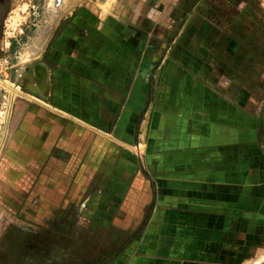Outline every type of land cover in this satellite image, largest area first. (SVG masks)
Instances as JSON below:
<instances>
[{"label": "crops", "instance_id": "obj_1", "mask_svg": "<svg viewBox=\"0 0 264 264\" xmlns=\"http://www.w3.org/2000/svg\"><path fill=\"white\" fill-rule=\"evenodd\" d=\"M98 14L78 8L49 39L18 44L19 98L0 147V264H41L42 231L74 222L80 239L116 242L107 264H251L264 249V196L237 180L227 86H206L173 57L155 73L159 92L136 104L137 86L153 84L151 46L136 70L145 27L120 20L109 32L114 20ZM140 142L143 159L131 152Z\"/></svg>", "mask_w": 264, "mask_h": 264}, {"label": "rangeland", "instance_id": "obj_2", "mask_svg": "<svg viewBox=\"0 0 264 264\" xmlns=\"http://www.w3.org/2000/svg\"><path fill=\"white\" fill-rule=\"evenodd\" d=\"M105 4L106 0H0V79L16 89L13 67L17 61L18 44L38 36L49 39L50 31L63 27L66 18L78 8H88L94 16L99 13L106 22L105 26L107 18L114 20L107 28L109 32L117 27L120 20L138 29L145 27L147 35L141 38V33L137 37L136 70L144 62L145 46H151L153 84L151 86L149 80L137 86L135 103L143 106L146 100L141 95L146 91L150 96L147 90L150 91L151 87L153 94L159 92L161 82L156 80L155 73L160 74L161 65L173 57L178 58L182 68L206 78V86L218 88L221 94L227 86L226 99L232 103V114L227 113V122L232 121L233 167L244 170L243 176L237 180L248 187L250 197L262 198L264 0H117L111 7H102ZM97 26L96 21L89 28L97 31ZM175 39L180 41L181 48H176ZM185 47H188L186 51ZM2 87L0 85V147L5 135L4 120L10 94ZM13 97L14 100L19 98L16 94ZM142 115L144 113L139 116ZM241 118L248 120L247 127L240 126ZM217 120L224 121V118L217 114ZM237 130L241 133L237 134ZM147 148L145 143L140 142L131 147V152L143 159ZM237 153L241 155L236 156ZM257 191L261 195L258 196ZM80 228L75 222L72 225L58 224L56 233L53 229L49 234L46 227L42 231L45 237L40 240L41 264L109 263L114 256L116 242L101 239L100 232L99 238L90 234L88 240L80 239ZM70 229L74 238L72 241H69ZM253 254L249 258L253 259L251 264H264V249Z\"/></svg>", "mask_w": 264, "mask_h": 264}, {"label": "water", "instance_id": "obj_3", "mask_svg": "<svg viewBox=\"0 0 264 264\" xmlns=\"http://www.w3.org/2000/svg\"><path fill=\"white\" fill-rule=\"evenodd\" d=\"M0 84H2V85L4 84V81H2L1 79H0ZM3 86H5V88H8L10 91L9 99H8V105H7L6 118H5V126H4V131H3V135H4L6 124L8 121L9 111H10L11 104H12L13 95H14V93H17V91H15L14 89H12L10 86H8L6 84H4Z\"/></svg>", "mask_w": 264, "mask_h": 264}, {"label": "clouds", "instance_id": "obj_4", "mask_svg": "<svg viewBox=\"0 0 264 264\" xmlns=\"http://www.w3.org/2000/svg\"><path fill=\"white\" fill-rule=\"evenodd\" d=\"M117 0H106V4L102 7L108 8L111 7L112 5H115Z\"/></svg>", "mask_w": 264, "mask_h": 264}, {"label": "trees", "instance_id": "obj_5", "mask_svg": "<svg viewBox=\"0 0 264 264\" xmlns=\"http://www.w3.org/2000/svg\"><path fill=\"white\" fill-rule=\"evenodd\" d=\"M1 33H2V20L0 19V38H1ZM261 118L264 121V114L262 112H261Z\"/></svg>", "mask_w": 264, "mask_h": 264}, {"label": "bare ground", "instance_id": "obj_6", "mask_svg": "<svg viewBox=\"0 0 264 264\" xmlns=\"http://www.w3.org/2000/svg\"><path fill=\"white\" fill-rule=\"evenodd\" d=\"M4 84H6V85L10 86L12 89H14L11 85H9L8 83H6L5 81H4ZM4 84H3V85H4ZM0 85H2V84H0ZM3 85H2V86H3ZM3 87H5V86H3ZM3 87H2V88H3ZM6 89H8V88H6ZM6 89H5V90H6ZM8 90H9V89H8ZM14 90H15V89H14ZM6 91H7V90H6ZM15 91H17V90H15ZM9 92H10V91H9ZM7 93H8V91H7ZM17 93H18V92H17ZM14 94H16V93H14ZM8 95H9V94H8ZM13 96H14V95H13ZM8 98H9V97H8ZM5 105H6V104H5ZM6 108H7V107H6ZM4 117H5V116H4ZM4 121H5V120H4ZM261 259H262V258H261ZM249 264H250V263H249Z\"/></svg>", "mask_w": 264, "mask_h": 264}]
</instances>
